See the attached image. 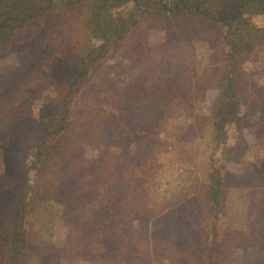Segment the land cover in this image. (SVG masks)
I'll return each mask as SVG.
<instances>
[{
  "label": "rangeland",
  "instance_id": "rangeland-1",
  "mask_svg": "<svg viewBox=\"0 0 264 264\" xmlns=\"http://www.w3.org/2000/svg\"><path fill=\"white\" fill-rule=\"evenodd\" d=\"M252 18L259 45L250 58L241 56L233 70L238 90L247 87V93L240 96L239 109L221 121L215 122L218 98L232 63L226 59L222 25L204 17H145L133 25L121 48L78 80L58 147L72 144L83 154H74L75 168L103 164L100 186L91 182L92 189L99 187L96 194L106 195L103 202L79 198L78 186L53 176L29 202L36 175L30 148L41 131L35 126L41 104L62 107L69 85L84 71L87 39L76 30L75 16L41 17L13 44L2 47L0 201L18 202L29 242L14 259L4 215L0 264H210L211 259L218 264H264V235L259 233L264 232V125L255 117L261 110L257 101L264 102V14ZM139 79L161 80L148 103L137 99L133 83ZM97 86L109 91L101 100L96 99ZM114 88L117 94L127 90V104L118 106ZM55 110L47 121L56 120ZM139 121L154 129V141L146 144L145 158L151 159L143 162L137 156V162L112 169L119 151L126 158L133 143L142 142L135 125ZM97 129H104L101 136ZM56 140L51 138L48 145ZM63 155L56 154L49 171L55 173L53 164ZM138 162L143 173L132 177L133 183L121 179ZM217 170L228 171L230 178L216 213L204 200L210 199L206 188ZM83 205L87 217L79 210ZM105 227L114 229L102 244ZM46 247L50 252L43 258Z\"/></svg>",
  "mask_w": 264,
  "mask_h": 264
},
{
  "label": "trees",
  "instance_id": "trees-1",
  "mask_svg": "<svg viewBox=\"0 0 264 264\" xmlns=\"http://www.w3.org/2000/svg\"><path fill=\"white\" fill-rule=\"evenodd\" d=\"M261 11L264 14V0H1L0 49L4 46L13 44V41L20 34L26 32L28 28L41 17H47L48 19L63 17L66 20H70L75 16V23L77 22L78 25L75 26L76 30L78 31L79 29L83 31L84 39H87L84 45L85 55L82 56L81 59L84 71L69 85V91L64 101L61 103L63 106L60 107V105H55L51 102H43L41 104V114H39L38 120L35 122L37 129L41 126V131L34 136L30 148L31 165L36 171V175L32 184L35 189L31 191L29 202H33L37 199L38 189L43 185V181L45 179L48 180L47 178L50 176H53V178L55 177V181H60L62 177H66L70 183L78 186L77 196L79 198L84 199L88 196H92L95 197L96 202H103L105 200V194L95 193V191L99 189L97 186H100L103 164L99 167H93L90 170L88 168L81 170L79 168L80 165L75 168L73 159L79 156V154H83L79 152L76 147L72 146V144H66V146H61L60 148L58 145L62 143L61 140L64 136L63 132H65L68 125L67 116L71 109V101L75 99L78 80L87 74L90 67L97 65L98 62L104 60L111 52H115L121 48L124 41L126 42L130 37V32L134 24L139 23L145 17L171 15L177 19L204 17L222 25L221 27L224 29L223 39L225 42L224 51L226 59L232 64L228 68L226 77L224 78L223 90L218 98L219 103L216 112V118L218 120L215 121L218 122L223 118L232 116L235 107L239 109L242 103L240 96L247 93V87L242 89V93L238 90L237 86L239 82L236 72L235 75H233V70L235 71L238 59H240L241 56L250 58L259 45L257 37L258 28L252 15L262 13ZM72 23L74 26L75 23ZM160 81L157 83V81L155 82L150 79L143 82L139 79L138 83H133L136 92L139 93L137 99L141 100L144 97V103H148V100H152L154 95L158 94V91L155 90V88L158 89L157 86H153L158 85ZM122 91L123 92L120 91L121 94H117L116 88L113 90V95H115V101L118 106H122L129 102L126 97L127 90L123 88ZM96 93V99L101 100L109 91L103 90V88L97 86ZM120 103L123 104L121 105ZM257 104V107L261 110L255 117L259 119L261 125H264V102L259 103L257 101ZM53 106H55L57 110H55ZM107 108L108 105L105 110H107ZM223 108H227V110H223ZM54 110L57 113L56 120L47 121L49 118L48 113L54 112ZM121 123L122 122H119L115 125V132L119 131L122 126ZM135 125L137 127L136 131L140 133V135L138 134L139 139L142 140V142L136 147L134 142L133 149L132 147L128 149L129 153L126 155V158L125 153L122 150L119 151L115 155L117 161L111 167L114 170L117 169L118 163L132 164L133 162H137L138 160L135 159L137 156L140 157L139 159L142 158L143 162H147L151 159L150 157L145 158L147 155L146 150L150 147L146 144H149L148 141L150 139L151 143L154 141V129L146 121H139L135 123ZM127 128L130 129L132 126ZM103 130L101 129V132H99L97 129L98 132L96 135L101 136ZM221 131L222 129L220 133ZM126 132V136L129 137V131L126 130ZM150 134H152V136ZM51 138L55 140L58 139L56 140L58 142L55 141L54 144L48 145ZM59 152L64 155L59 162H54V173L52 169L49 171L48 167H52V159ZM75 153H77L76 156H74ZM263 162L264 161H262V163ZM139 163L142 162L132 165L131 168L135 166L133 169L128 168L127 172L129 175H122L121 179L126 177L131 181L132 177L141 175L144 170V165ZM47 171H49V173L45 174ZM137 171L139 172L137 173ZM214 174L215 173L211 172V177ZM142 177L144 176L142 175ZM228 178H230L228 171L217 170L216 175L212 177L213 181L208 184L206 188L210 199L206 198L204 200V203H206L205 207L210 203V205L213 206L211 210L216 213L219 212L221 207L219 195L229 187ZM25 180L26 179H24V183H22L23 185L27 184ZM92 181H95L97 185L96 190L92 189ZM131 183L133 182L131 181ZM92 192L94 193L91 195ZM197 200L198 196L196 197V201ZM18 205L16 200L13 201V205H9V202L5 200L0 201V219L5 215V222L10 225L7 244H10L11 248L9 251L10 253L12 252V257L14 259H19L21 251H25L29 242L28 236L22 232L21 227L24 225V212L19 210ZM79 210L83 212L84 217H87L86 213L88 211L85 209L84 205ZM98 218L100 220V217ZM88 219L91 220V217L88 216ZM257 227L258 226L254 227V229L252 228L251 231L255 230ZM113 229V227H105V238L101 239L99 243H108V238L106 239V237L112 234L111 232H113ZM259 233L264 235L262 231ZM18 247H20L21 250H19ZM90 249L92 248L90 247ZM48 252H50L48 247L42 249L43 258L47 256ZM259 256H261V254H259ZM210 264H218V262L211 259Z\"/></svg>",
  "mask_w": 264,
  "mask_h": 264
}]
</instances>
